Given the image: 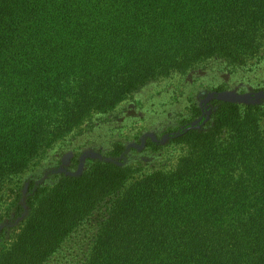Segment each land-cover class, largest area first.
Here are the masks:
<instances>
[{
  "label": "trees",
  "instance_id": "1",
  "mask_svg": "<svg viewBox=\"0 0 264 264\" xmlns=\"http://www.w3.org/2000/svg\"><path fill=\"white\" fill-rule=\"evenodd\" d=\"M249 11L264 21V0H0V222L21 218L0 264H45L103 207L83 264H264V102L214 101L206 124L192 126L194 115L149 140L155 151L183 150L169 170L142 174L117 143L108 159L55 184L19 178L91 113L148 82L213 56L237 60L231 46L252 24ZM53 20L61 31L49 29ZM117 48L133 61L94 71L103 95L94 87L66 109L33 96L52 65L75 67L102 51L115 60ZM52 120L59 125L48 131Z\"/></svg>",
  "mask_w": 264,
  "mask_h": 264
},
{
  "label": "rangeland",
  "instance_id": "2",
  "mask_svg": "<svg viewBox=\"0 0 264 264\" xmlns=\"http://www.w3.org/2000/svg\"><path fill=\"white\" fill-rule=\"evenodd\" d=\"M248 15L252 24L249 26L242 23L248 31L231 46L237 60L210 57L185 74L176 73L148 82L114 105L109 104V109L91 113L78 128L47 148L38 164L19 177L21 185L30 179L43 185H52L62 175L80 174L91 162L108 159L117 143L126 147L122 161L140 167L142 174L157 169L169 170L177 164L183 150L179 146L169 145L155 151L147 145L149 140H164L167 132L183 126V121L190 120L194 115L192 126L206 124L214 101H228L242 108L264 102V21L258 20L254 11H249ZM49 26L51 30L56 28L61 31L63 28L58 20H53ZM117 49L115 60L112 58L113 52L102 51L92 54L87 61L82 59L75 67L65 66L61 70L56 68L63 61L52 65L54 70L48 72V81L40 86L36 84L33 96L52 97L48 102L57 103L66 109L82 94L91 93L94 87L97 91L103 90V95L106 84L97 80L101 74L94 71L102 73L109 67L110 72L114 66L122 70L133 61L130 54L121 48ZM125 79L123 77L115 83L118 85ZM80 87L82 93L73 94ZM198 109L200 114H197ZM58 125L52 120L45 126L50 131ZM101 213L103 215L98 216L102 217L99 221L93 218L82 225L45 264H83L92 249L99 224L106 216V207H103ZM20 221L21 218L13 214L3 216L0 226L5 225L7 235L5 239L0 238V249L8 245L11 235L13 237L16 234Z\"/></svg>",
  "mask_w": 264,
  "mask_h": 264
}]
</instances>
